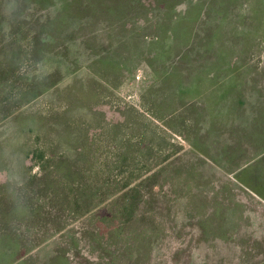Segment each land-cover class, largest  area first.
Returning <instances> with one entry per match:
<instances>
[{
	"label": "rangeland",
	"instance_id": "374dc122",
	"mask_svg": "<svg viewBox=\"0 0 264 264\" xmlns=\"http://www.w3.org/2000/svg\"><path fill=\"white\" fill-rule=\"evenodd\" d=\"M260 177L264 0H0V264H240Z\"/></svg>",
	"mask_w": 264,
	"mask_h": 264
},
{
	"label": "crops",
	"instance_id": "0c3cea01",
	"mask_svg": "<svg viewBox=\"0 0 264 264\" xmlns=\"http://www.w3.org/2000/svg\"><path fill=\"white\" fill-rule=\"evenodd\" d=\"M244 190L246 203L236 200L224 203V241L232 245V252L246 251V256H243L240 264H264V185L259 182L256 187L248 186ZM239 236L241 237L238 239ZM246 242H252L251 244L256 246H245Z\"/></svg>",
	"mask_w": 264,
	"mask_h": 264
},
{
	"label": "flooded vegetation",
	"instance_id": "af4514ba",
	"mask_svg": "<svg viewBox=\"0 0 264 264\" xmlns=\"http://www.w3.org/2000/svg\"><path fill=\"white\" fill-rule=\"evenodd\" d=\"M105 33V30H102V34ZM106 35V34H105ZM104 35V36H105ZM105 40V39H104ZM101 45V44H100ZM114 47V44H112L111 42H105V41H102V46H100V48H102L104 51H108L110 50L111 48Z\"/></svg>",
	"mask_w": 264,
	"mask_h": 264
}]
</instances>
